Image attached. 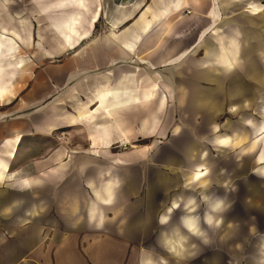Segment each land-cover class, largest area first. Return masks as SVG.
Masks as SVG:
<instances>
[{
  "label": "crops",
  "instance_id": "obj_1",
  "mask_svg": "<svg viewBox=\"0 0 264 264\" xmlns=\"http://www.w3.org/2000/svg\"><path fill=\"white\" fill-rule=\"evenodd\" d=\"M22 2L0 0V25L31 33L0 26V101L21 67L1 52L35 49L0 102V177L16 181H0V264H264V238L245 252L264 232L242 225L257 152L228 161L213 139L217 111L247 117L264 90V0ZM35 4L61 17L47 44Z\"/></svg>",
  "mask_w": 264,
  "mask_h": 264
},
{
  "label": "rangeland",
  "instance_id": "obj_2",
  "mask_svg": "<svg viewBox=\"0 0 264 264\" xmlns=\"http://www.w3.org/2000/svg\"><path fill=\"white\" fill-rule=\"evenodd\" d=\"M23 4H19L18 8L26 10V8L29 7V5H27V0H23L22 2ZM15 8V7H13ZM35 11L32 12V14H35L34 18L38 19V15H43L44 18L46 19L43 22H39V23H35V30L37 28H39V25H43L44 27H46V29L48 30L47 35L46 36V42L45 44H47L49 41L53 40V31L54 29L58 26V24L61 22V17L59 14V11L57 8H50L49 6H45V5H34ZM24 13V12H21ZM25 15V14H23ZM5 17V16H4ZM19 19V23H20V27L18 28L16 25L12 24L9 21H6L5 23H3L2 25H0L1 27L3 26V35L8 37L9 33H15L16 37L18 36L17 42L18 45L19 44H23V45H27L28 41H29V37L31 36L30 29L23 24V18L27 21H29L27 19V17H17ZM21 19V20H20ZM22 22V23H21ZM39 24V25H38ZM31 27V25H30ZM7 31V32H6ZM22 38V40H21ZM24 39V40H23ZM37 40V38L35 37V41ZM5 40H3L4 42ZM2 47H5L2 44ZM18 47V46H17ZM31 47V46H30ZM30 47H23V46H19V48L16 51V56L18 57V59H16L14 57V53H11L10 51L6 52L3 51L2 56H4V58H8V60L10 61H18L19 62V67L18 69H14L13 73L14 75L9 78V75H6L4 78L5 80H7L9 82V84L7 85V91L4 94V99L5 100H1L0 102L3 104H8L7 106L13 104L16 102V100L19 98V96L22 94L23 90L26 87V82L27 79L30 75V73L32 72V55H33V51L31 49H27ZM5 50V49H4ZM31 51V53H29ZM69 52V51H68ZM67 52V53H68ZM31 60V61H30ZM21 61V62H20ZM5 73H7V71H5ZM259 99H258V105H257V109H250V108H246V106L244 107L245 109L243 111H245L247 113V117H241L240 114L241 112H236V111H230L229 107L227 108V111H225L224 109L217 111L216 113V118L214 119L218 124H219V129H220V133H217L214 135L213 139L218 142V144L220 146L223 147H230L232 146V148L227 149L226 150V157H228V161L232 160L233 158H242L244 160L247 159H251L252 161V155H249L250 151L257 152V161H258V166L260 167L262 164H264V90H259ZM229 104V103H228ZM231 104V103H230ZM228 106V105H227ZM3 108V107H0ZM233 110L236 109V107L232 108ZM254 110V111H252ZM244 112V114H246ZM253 112V113H252ZM252 113V116H250V114ZM219 138H224V139H219ZM250 147V148H249ZM3 152V151H2ZM5 153H2L1 157L5 158ZM224 153H222L223 155ZM254 156V154H253ZM5 160V159H4ZM3 161V160H2ZM258 166L257 167H253L254 171L253 173H255V170L257 171L259 177L258 179V193L257 196H255V188L256 187V183L253 182V185L250 186L249 191L244 195V197L242 198L243 202L248 206L247 210L248 213L243 215V221H245L242 225L243 227H247V226H257L259 229L258 231L260 233L264 232V177H262V175L260 174V172L258 171ZM233 167V166H232ZM232 167L228 166L227 170L229 173H236ZM247 169V166L244 167L243 171L246 172L245 170ZM242 171V172H243ZM9 171L8 168L7 170H2V176L0 177V181H3L5 178L9 179V181L11 183L16 182L10 175H9ZM247 173V172H246ZM246 173H244V175H246ZM238 175L240 174V172L238 171L237 173ZM242 174V173H241ZM249 178L243 176L242 177V186H244L245 188V184L248 185L249 187V183H246L245 181ZM38 181V180H37ZM7 182H3L1 183L2 188L5 187ZM227 184L228 189H230V186H233L231 189L232 191L234 190V182L231 181V177L228 178L227 180ZM239 185V183H238ZM238 189V187H237ZM251 190L253 191L251 193ZM227 192V200L228 202H234L235 205V209L237 207V204L239 202L240 197V190L239 192ZM238 191V190H237ZM54 209V208H52ZM38 213H36L34 216H37ZM58 214L56 213H52L51 217L54 220L58 219ZM239 215H232V214H228V218L229 217H233L236 218ZM20 223V228H24L28 222L25 221L23 223ZM238 224V223H237ZM245 232H248V234L254 229L251 230H247L244 229ZM53 233V230L51 231ZM264 238V235L261 236L259 239H255L253 241H251L249 243V245L247 246V250L246 252V257L248 258H253L250 257L251 255H249L248 253V249L250 247V244L254 243L255 241H259L261 239ZM247 239V238H246ZM229 248V247H228ZM231 248V247H230ZM236 248L240 249L241 246L238 244V246H236ZM235 250V249H234ZM253 256V255H252ZM261 257V256H260ZM264 262V261H263ZM202 261H196L195 264H201ZM163 264H169L164 262ZM229 264V263H227ZM239 264H246L245 262H240Z\"/></svg>",
  "mask_w": 264,
  "mask_h": 264
},
{
  "label": "bare ground",
  "instance_id": "obj_3",
  "mask_svg": "<svg viewBox=\"0 0 264 264\" xmlns=\"http://www.w3.org/2000/svg\"><path fill=\"white\" fill-rule=\"evenodd\" d=\"M253 10H254V11H258V10H257V9H255V8H253ZM21 23H22V22H21ZM6 32H7V31H6ZM9 35H11V33H10ZM12 36H13V35H12ZM21 40H22V38H21ZM23 40H24V39H23ZM63 46L65 47V44H63ZM66 46H67V45H66ZM1 88H2V89H4V87H3V86H2V87H0V93H1Z\"/></svg>",
  "mask_w": 264,
  "mask_h": 264
}]
</instances>
